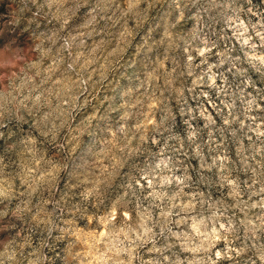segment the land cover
Here are the masks:
<instances>
[{
  "label": "clouds",
  "instance_id": "clouds-1",
  "mask_svg": "<svg viewBox=\"0 0 264 264\" xmlns=\"http://www.w3.org/2000/svg\"><path fill=\"white\" fill-rule=\"evenodd\" d=\"M0 9V264H264V0Z\"/></svg>",
  "mask_w": 264,
  "mask_h": 264
},
{
  "label": "rangeland",
  "instance_id": "rangeland-1",
  "mask_svg": "<svg viewBox=\"0 0 264 264\" xmlns=\"http://www.w3.org/2000/svg\"><path fill=\"white\" fill-rule=\"evenodd\" d=\"M256 2L259 3L260 0H256ZM0 10H2V9H0ZM167 66L170 67V64L167 65ZM130 74H131V73H129V75H130ZM253 78L255 79V76H254ZM117 83H118V84H124V81H123V80H118ZM125 90H127V89L125 88ZM249 90H251V89H249ZM97 95L99 96L100 99H103V96H104V90H103V89H99ZM217 102H218V101H217ZM103 107L106 108V107H107V104L105 103V104L103 105ZM210 110H211V109H210ZM145 115H147V113H145ZM4 131H5V133L7 132V130H4Z\"/></svg>",
  "mask_w": 264,
  "mask_h": 264
}]
</instances>
